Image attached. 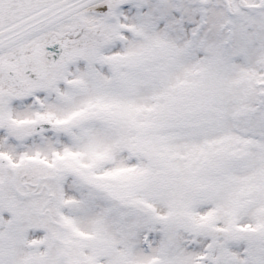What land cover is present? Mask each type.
<instances>
[{
    "label": "snow or ice",
    "instance_id": "obj_1",
    "mask_svg": "<svg viewBox=\"0 0 264 264\" xmlns=\"http://www.w3.org/2000/svg\"><path fill=\"white\" fill-rule=\"evenodd\" d=\"M0 264H264V0H0Z\"/></svg>",
    "mask_w": 264,
    "mask_h": 264
}]
</instances>
